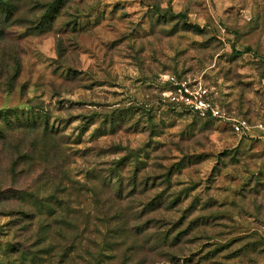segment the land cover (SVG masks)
Wrapping results in <instances>:
<instances>
[{"label": "rangeland", "instance_id": "1", "mask_svg": "<svg viewBox=\"0 0 264 264\" xmlns=\"http://www.w3.org/2000/svg\"><path fill=\"white\" fill-rule=\"evenodd\" d=\"M233 118L264 121V0H0V264H264Z\"/></svg>", "mask_w": 264, "mask_h": 264}, {"label": "built area", "instance_id": "2", "mask_svg": "<svg viewBox=\"0 0 264 264\" xmlns=\"http://www.w3.org/2000/svg\"><path fill=\"white\" fill-rule=\"evenodd\" d=\"M166 79L172 85L166 92L171 102L180 104L202 117L226 118L219 107L207 98V90L202 86L193 87L171 75H167ZM231 127L233 132L241 137L264 140V121L252 122L247 118H233Z\"/></svg>", "mask_w": 264, "mask_h": 264}, {"label": "trees", "instance_id": "3", "mask_svg": "<svg viewBox=\"0 0 264 264\" xmlns=\"http://www.w3.org/2000/svg\"><path fill=\"white\" fill-rule=\"evenodd\" d=\"M185 25H186V27H193V28H196V29H197V28H198V29L200 28L198 25L191 24V23H186Z\"/></svg>", "mask_w": 264, "mask_h": 264}]
</instances>
